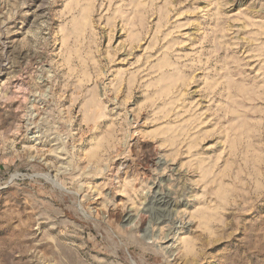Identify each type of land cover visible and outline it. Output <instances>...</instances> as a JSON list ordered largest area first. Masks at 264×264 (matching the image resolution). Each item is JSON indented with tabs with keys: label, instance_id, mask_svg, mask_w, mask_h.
Listing matches in <instances>:
<instances>
[{
	"label": "rangeland",
	"instance_id": "1",
	"mask_svg": "<svg viewBox=\"0 0 264 264\" xmlns=\"http://www.w3.org/2000/svg\"><path fill=\"white\" fill-rule=\"evenodd\" d=\"M0 264H264V0H0Z\"/></svg>",
	"mask_w": 264,
	"mask_h": 264
},
{
	"label": "bare ground",
	"instance_id": "2",
	"mask_svg": "<svg viewBox=\"0 0 264 264\" xmlns=\"http://www.w3.org/2000/svg\"><path fill=\"white\" fill-rule=\"evenodd\" d=\"M144 218H145V217H144ZM142 220H143V219H142V217H141V222H142Z\"/></svg>",
	"mask_w": 264,
	"mask_h": 264
}]
</instances>
